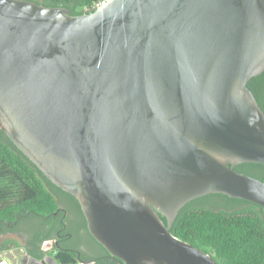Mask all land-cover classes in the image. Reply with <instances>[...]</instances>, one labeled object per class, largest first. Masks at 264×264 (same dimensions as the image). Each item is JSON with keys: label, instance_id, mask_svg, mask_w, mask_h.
Returning a JSON list of instances; mask_svg holds the SVG:
<instances>
[{"label": "water", "instance_id": "water-1", "mask_svg": "<svg viewBox=\"0 0 264 264\" xmlns=\"http://www.w3.org/2000/svg\"><path fill=\"white\" fill-rule=\"evenodd\" d=\"M263 71L264 0H0V126L120 264H220L171 232L179 210L214 192L264 208L235 169L264 164Z\"/></svg>", "mask_w": 264, "mask_h": 264}, {"label": "trees", "instance_id": "trees-1", "mask_svg": "<svg viewBox=\"0 0 264 264\" xmlns=\"http://www.w3.org/2000/svg\"><path fill=\"white\" fill-rule=\"evenodd\" d=\"M33 1L66 7L72 15H82L93 12L100 0ZM248 86L264 111V71L252 77ZM235 169L264 180L263 163L242 162ZM61 193L80 205L74 195L52 182L0 126V250L19 245L13 239L1 242L2 235L22 231L19 225L24 221L38 220L39 228L28 229L30 237H24L25 247L29 255L43 259L47 253L42 248L44 242L58 237V224L65 220L60 209L65 200ZM85 230L97 253L84 255L76 246L55 244L50 252L55 254V264H91L92 260L95 264H120ZM171 232L211 253L220 264H264V208L252 201L224 193L197 197L179 210Z\"/></svg>", "mask_w": 264, "mask_h": 264}, {"label": "flooded vegetation", "instance_id": "flooded-vegetation-1", "mask_svg": "<svg viewBox=\"0 0 264 264\" xmlns=\"http://www.w3.org/2000/svg\"><path fill=\"white\" fill-rule=\"evenodd\" d=\"M215 194H217L216 192H214ZM63 195V197L65 198V200L61 203L60 209L64 211L63 217L65 218L62 219L60 221V223L58 224V229H57V235L58 237L52 238L47 240L46 242H44L42 248L43 250H45L47 253L45 254L43 259H38V260H50L51 258H53L52 254H50V252L52 251L53 247L55 244L59 245L60 244H66V246L69 245V242L72 240L74 234L78 231H83L85 232L86 228L89 231L88 228V223H87V219L86 216L83 212V209L81 207V204L78 205V203L73 200V198H71L69 195L65 194V193H61ZM210 194V193H209ZM208 195V194H206ZM218 197V196H217ZM77 219L78 222H76L74 219ZM167 221V218L166 220ZM84 222L86 223V226H84ZM86 233V232H85ZM90 233V231H89ZM91 234V233H90ZM26 237H30L25 233ZM51 241L53 244L51 245V249L46 250L44 248L45 244ZM25 242V241H24ZM36 244V243H35ZM35 244H31L35 245ZM25 246V244H24ZM79 248V247H78ZM82 250L84 255H95L97 253L96 250H94V247L92 246L91 249H83V248H79ZM78 249L79 254H81L80 250ZM30 258H34L33 256L29 255ZM108 256V255H107ZM33 260H30L29 263H33Z\"/></svg>", "mask_w": 264, "mask_h": 264}, {"label": "rangeland", "instance_id": "rangeland-1", "mask_svg": "<svg viewBox=\"0 0 264 264\" xmlns=\"http://www.w3.org/2000/svg\"><path fill=\"white\" fill-rule=\"evenodd\" d=\"M76 222L77 219L75 217L74 219ZM41 224L38 222V220H30V221H24L22 223H20L19 225V229L24 231H20V232H15V233H8V234H4L1 237V242H3L6 239H13L17 242H19L18 246H15L13 244H10L9 248H4L2 250H0V264L2 263V261H8L9 264H25L22 260V254L21 252H17L16 249L21 248L22 246H24L25 244V233L28 235V229H33L34 227L39 228ZM53 243L51 241H48L44 248L46 250L51 249V245ZM69 245L71 246H76L79 248H83V249H91L92 247V242L90 237L88 236L87 233L83 232V231H78L74 234L72 240L69 242ZM53 250V249H52ZM54 255L52 254L53 258H51L49 261L46 260V264H55V259H54ZM29 264H45L43 261H39V262H33V263H29Z\"/></svg>", "mask_w": 264, "mask_h": 264}, {"label": "built area", "instance_id": "built-area-1", "mask_svg": "<svg viewBox=\"0 0 264 264\" xmlns=\"http://www.w3.org/2000/svg\"><path fill=\"white\" fill-rule=\"evenodd\" d=\"M106 1H107V0H100V1H98V2L96 3L95 7H99V6L103 5V4H105ZM90 263H91V264H95L94 261H91ZM1 264H9V263H8V261L6 260V261H2Z\"/></svg>", "mask_w": 264, "mask_h": 264}]
</instances>
